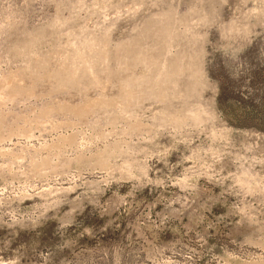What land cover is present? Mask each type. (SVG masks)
<instances>
[{"label":"rangeland","instance_id":"1","mask_svg":"<svg viewBox=\"0 0 264 264\" xmlns=\"http://www.w3.org/2000/svg\"><path fill=\"white\" fill-rule=\"evenodd\" d=\"M0 264H264V0H0Z\"/></svg>","mask_w":264,"mask_h":264},{"label":"bare ground","instance_id":"2","mask_svg":"<svg viewBox=\"0 0 264 264\" xmlns=\"http://www.w3.org/2000/svg\"><path fill=\"white\" fill-rule=\"evenodd\" d=\"M79 52V51H78ZM74 53V52H73ZM79 56V55H78ZM76 57V56H75ZM80 58H81V60H82V65L84 66V68H88L89 66H88V64L86 63V61H85V58H82V56H79ZM77 59V58H76ZM78 61V60H77ZM81 62V61H80ZM78 63V62H77ZM65 139V138H64ZM61 139H59V141H60ZM66 140V139H65ZM62 142H64V140H62ZM57 145V147H61L60 146V144H56ZM56 145H55V147H56ZM60 149V148H59ZM62 149V148H61ZM58 151V150H57ZM43 163V162H42ZM41 166H43V165H41Z\"/></svg>","mask_w":264,"mask_h":264}]
</instances>
